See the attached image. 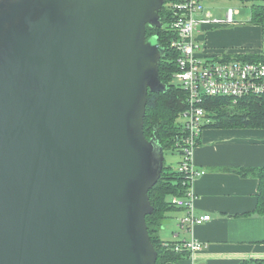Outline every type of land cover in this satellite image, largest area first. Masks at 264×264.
<instances>
[{
    "label": "water",
    "instance_id": "1",
    "mask_svg": "<svg viewBox=\"0 0 264 264\" xmlns=\"http://www.w3.org/2000/svg\"><path fill=\"white\" fill-rule=\"evenodd\" d=\"M164 0H0V264H156Z\"/></svg>",
    "mask_w": 264,
    "mask_h": 264
},
{
    "label": "crops",
    "instance_id": "2",
    "mask_svg": "<svg viewBox=\"0 0 264 264\" xmlns=\"http://www.w3.org/2000/svg\"><path fill=\"white\" fill-rule=\"evenodd\" d=\"M256 1L258 4L252 10L264 6L262 0ZM248 19L250 23L237 22L216 31L202 26L198 35L206 39L210 52L247 60L248 55L263 48L261 26L251 22V16ZM193 162L204 172L193 181L194 212L197 216L209 214L210 219L188 231L179 225L184 208L174 206L166 211L160 239L176 243L195 237L202 247L192 253L186 251L178 262L165 264H239L249 259L264 260V212L256 210L259 186L256 171L264 167V128L205 126L194 149Z\"/></svg>",
    "mask_w": 264,
    "mask_h": 264
},
{
    "label": "built area",
    "instance_id": "3",
    "mask_svg": "<svg viewBox=\"0 0 264 264\" xmlns=\"http://www.w3.org/2000/svg\"><path fill=\"white\" fill-rule=\"evenodd\" d=\"M169 9L171 19L168 28L174 33L170 47L179 54L173 80L186 94V106L179 115L184 121L180 122L178 118L182 129L176 139L180 155L177 170L181 174L184 191L182 195H172L170 202L185 209L179 225L192 231L195 225L210 219L209 214L197 216L193 206V181L204 173L195 167L193 153L204 126L211 121L202 106L203 99L222 96L236 102L246 96L264 98V62L228 58L219 52H209L206 39L198 35L202 26L235 23L234 13L237 10L228 8L225 18L218 20L205 11L203 0H176L169 5ZM201 247L202 243L195 237L173 245L175 251L191 253Z\"/></svg>",
    "mask_w": 264,
    "mask_h": 264
},
{
    "label": "trees",
    "instance_id": "4",
    "mask_svg": "<svg viewBox=\"0 0 264 264\" xmlns=\"http://www.w3.org/2000/svg\"><path fill=\"white\" fill-rule=\"evenodd\" d=\"M176 0H164L159 11L161 28L146 26V37H156L164 49V56L158 63L159 77L166 86L164 91L149 92L145 109L143 130L146 138L155 137L163 150H177L176 139L181 134L179 115L186 106V94L183 89L173 83V75L177 71L176 59L178 53L170 47L174 33L168 28L171 19L169 5ZM251 22L261 26L262 51L248 55L245 59L264 62V6L253 7ZM203 108L211 121L205 126L212 127H254L264 128V98L246 96L236 102L229 97H205ZM204 126V127H205ZM259 179L258 202L256 210L264 212V167L256 171ZM182 177L177 168L164 162L163 170L156 184L148 191L153 211L146 216V224L150 240L157 252L156 264L178 262L185 257L186 251H175V242H164L159 237V231L166 217V211L174 208L168 201L171 195L183 194ZM239 264H264L261 259L243 260Z\"/></svg>",
    "mask_w": 264,
    "mask_h": 264
},
{
    "label": "rangeland",
    "instance_id": "5",
    "mask_svg": "<svg viewBox=\"0 0 264 264\" xmlns=\"http://www.w3.org/2000/svg\"><path fill=\"white\" fill-rule=\"evenodd\" d=\"M262 1L264 2V0ZM203 4L205 7V11H209L212 15V18L223 20L225 18V14L228 8H232L233 10H237V12L234 13L235 23L238 22V24H247L250 23L248 18L251 16L252 6L254 4H258V2L256 0H205L203 1ZM230 25L215 24L213 26V30L216 31V30L228 28ZM173 83L177 84L175 80H173ZM179 121L183 122L184 118L180 116ZM179 158L180 155L177 150H170V149L164 150V162H166L167 164H170L173 167H175L176 162L178 161ZM176 223L177 222H175V225Z\"/></svg>",
    "mask_w": 264,
    "mask_h": 264
}]
</instances>
